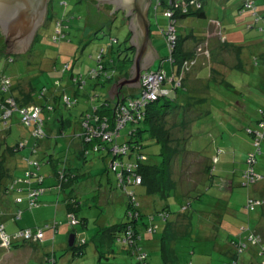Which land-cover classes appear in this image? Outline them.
<instances>
[{"label": "trees", "instance_id": "1", "mask_svg": "<svg viewBox=\"0 0 264 264\" xmlns=\"http://www.w3.org/2000/svg\"><path fill=\"white\" fill-rule=\"evenodd\" d=\"M156 2L155 9L159 6H164L163 16H165L166 13L172 14L171 17H166L169 20V26H172L175 31V46L172 52L169 51V48L167 46V41L165 39V33L167 32V29L165 31H162V35L164 37V40L166 42V47L169 51V57L167 60H169L174 68H172L171 72L172 75L170 76L168 73H165L166 78L165 83H169V86L162 85V90L165 91L162 96H159L157 100L151 101L146 100L142 101L139 110L137 108H132L130 106L133 101L139 102V93L136 90L128 91L122 93L120 96H117L116 98H111L110 96V90L112 87L116 86V84L120 81L122 78H127L129 76V71L126 69L121 68L120 75L117 73V69L115 68L116 64L122 63L123 66H126V68H130L133 56H134V48L130 45V37L131 33L129 32L127 34V37L124 40L123 43H119L115 50H112V44L115 43L117 40L113 39L110 43L112 50L110 52L111 57L106 58V51L105 48L99 49V55L97 60L96 68L91 69L89 73V77L94 81V85H103L105 82H108L110 84V90L105 98V100L101 103L100 106H91L85 109V111L82 112V116L80 118L79 128L75 130L72 134H77L80 137L81 142V149L79 152L78 159H80L83 162L87 161V157L90 154V152H101L104 153V160L107 161V171H109L114 176V184L116 186H120L123 191V202L125 205L124 211H125V218L126 220L123 221V223L114 224L111 226H104L100 227V229L94 234L91 238V241L94 242L96 250L99 253V256L96 258L97 263L100 261L109 260L110 258H116L115 250L113 249V246L115 243H119L120 245V252L127 256L129 260L125 259V262L127 264H150L148 261V254L145 251V243L147 241V236L150 234L157 233L160 224L165 222V226L167 227L162 232L161 237L159 238V248L161 251V259L162 264H193L191 261H184L182 260L174 248L170 247V243H175L180 237L182 238L185 235L189 234V229L192 225L195 223V218L191 212H189V209L191 208V203L189 199V195H185L184 201L187 202V204H184L181 206L178 215L175 218L173 217V214L170 212L168 207H164L161 210L156 209L154 211L147 210L142 213L140 209V203L138 200V197L134 194V192L128 191L130 188L134 187H140L144 186L146 187L147 194H157L160 193L162 196H166L168 194V191L175 190L177 183L173 178V171L171 167H173L174 159L177 158L178 154L182 151L179 149V139L177 136L175 137V133L180 132L181 129H184L186 127V124L189 122V116L187 119L184 118L185 113L189 111L188 113H193L191 115L192 121L191 127L194 128V125L196 122H199L201 113L198 112L199 109L203 106L205 103V98L197 97L194 93H191L194 98V104L192 107H185L182 109L181 106H185L186 104H180L179 103V96H178V88L184 87V84L188 82L189 78L194 75L197 71V68L194 67L195 63H197L195 60H197L196 56L200 55L199 52L202 50H198V45H202L204 47L205 51L210 52L208 49V42L203 43L202 40H198L200 44H194V47L192 50H186V42L190 40L193 37L194 43H196V36L190 34L187 36L180 35L176 30V24L179 20L188 18V17H195V18H204L205 17V11L204 8L209 0H198L196 3H199V6L196 5V3H190V0H154ZM210 1H217V2H226L225 6H227V2L229 0H210ZM51 2V0H50ZM49 2V3H50ZM90 2V3H89ZM256 0H240L238 8L237 6L234 8V10H237V12L241 15L238 18H235V26L232 25H226L228 28H230L232 31L225 32L224 29H222V23L218 21L220 24V28H218L219 32V39H220V47L222 46L220 51H231L232 54H235L237 58L241 54H248L246 53V49L248 48V51H250V44L248 43L250 40L255 38H261L262 35H264V10H258L257 5L255 4ZM84 3L88 4V7L90 10L94 11L95 7L93 5V1L90 0H84ZM49 8V7H48ZM227 9V7H225ZM49 10V9H48ZM67 11H64L66 13ZM96 12V10H95ZM93 12V13H95ZM249 13L250 18L247 20L244 18V14ZM79 16V15H78ZM97 16V14H96ZM55 18V15L50 13V11L47 12L45 23L43 26L47 24L49 20H53ZM98 18V16H97ZM96 19V18H95ZM97 20V19H96ZM100 22V18L98 20ZM217 21H213L212 24L215 26V23ZM58 24H62L60 20H57ZM61 28L64 29V26L62 24ZM57 29V26L55 28V31ZM101 29V27H100ZM236 29V31H235ZM237 29H239L237 31ZM258 32V34L256 32ZM246 31V34L245 32ZM39 32V30H38ZM38 32L34 38L33 43L37 39ZM63 33V31H62ZM249 34V35H248ZM64 33L62 35H53L54 42L61 41L63 38ZM252 36V37H250ZM263 40V39H261ZM1 41H3V44L1 45ZM263 42V41H262ZM118 43V41H117ZM33 45V44H32ZM31 45V47H32ZM219 45V44H218ZM252 46V45H251ZM30 50V49H29ZM102 50V52H101ZM220 53V52H219ZM251 52H249L250 54ZM4 56L6 58V61L8 63H13V58L9 55L7 45L4 42V37L0 33V55ZM196 57V58H195ZM206 64L201 68L200 75L198 76L201 79H204L206 81L205 84L208 83L209 90L213 93L216 92L215 86L217 87H231L233 89V98L228 100L231 101L237 96L240 100L242 97L245 98V96H242L243 89V80L236 81V78H234V81L227 82L223 76H221L220 73H218V70H212L210 68V62H213L214 54L211 56V53L206 55ZM251 65L254 67L259 66L260 61L258 55L254 53H251L250 56ZM118 62V63H116ZM205 63V62H204ZM214 68V67H213ZM206 69V71L204 70ZM58 70L62 75H65L67 78L65 87L61 88L59 90L56 86L59 83V80H55L53 85L50 87H43L39 90L38 97L42 100V103H35L32 96V91L29 86L28 91L24 92L22 85L20 84H13V82L10 80V77L7 76L4 73H0V136H2V139H0V201L6 200V205L3 203H0V219L2 216L8 214L5 210L7 209V206H14V213L12 214V221L17 222L20 220L22 213L31 211L33 209L38 208L41 205V201L38 199L40 197H43V193L46 191V187H43V182L45 180V177L41 175L40 173H36L38 179H42L40 181L41 183H36V187L30 188L27 186H21L18 187L19 184H21L23 179L19 177H13V175L10 173V167H8V161L15 157L16 153L19 152L20 147L23 149L28 150V154L36 155L38 152L37 147L39 146L38 143L40 141L45 140L47 137H49L51 134L46 131V125H48L51 128L52 124L55 123L58 127L55 130L54 137H66L68 135L65 134V130L67 127H69L70 120L68 118H65L64 115L59 111L60 104H63L64 108L67 110L72 109L77 103V95L74 94V98L72 99L68 92L70 90L74 89V86H70V81L72 84L78 85L77 90H81L83 88L85 91L90 90V84L86 83V79L82 74L76 75L75 77L73 75V72H68L70 70V66L68 63L61 65ZM204 70V74L201 73V71ZM236 72L239 70L235 69ZM204 76V77H202ZM221 76V77H219ZM172 79H171V78ZM170 78V80H168ZM174 78V79H173ZM70 80V81H69ZM168 81V82H167ZM186 82V83H185ZM240 82V83H239ZM211 83V87H210ZM68 86V88H67ZM207 86V85H206ZM88 87V89H86ZM240 90H238L239 88ZM23 90V91H22ZM69 90V91H67ZM76 92V91H75ZM226 97V96H221ZM9 100H12L13 105L8 103ZM225 100V98L223 99ZM212 101V100H210ZM211 103V102H210ZM226 105L227 102H225ZM30 107H33L34 109L39 110V115L36 120L31 121L29 125H26L22 120V114L20 113L21 110H27ZM199 108V109H197ZM133 109V110H132ZM178 109V111H177ZM10 111L9 116H7L5 119L3 118L4 115ZM128 112L129 115H132L133 121H129L126 124L122 126L117 131V136H112L109 140H103L101 136H97V134L100 133L102 126L112 124V126L117 127V119L119 116H122L124 112ZM183 111L182 113H180ZM143 114L142 118L138 120L137 114L141 113ZM171 112H176L174 114V117L170 120L169 117L171 116ZM250 116H253V120L248 117V120L244 122L245 118L242 114H240V118L237 116V128L241 132L243 131L246 133L250 140H251V146L254 149L252 152L247 153L246 157V166L247 168H252L254 171V165L256 162V159L258 155L261 153V142L264 140V106L256 108L254 110L250 109L248 110ZM18 115V121L19 124L26 127L30 135L34 138V144L32 147L28 146V140L23 139L22 140H16L13 139L12 141L8 140V136L11 131V119L14 114ZM54 114L52 117L51 115ZM178 115L181 120L178 121ZM242 115V116H241ZM137 116V121L136 120ZM248 116V114H247ZM242 117V119H241ZM85 121H88L89 126L93 127V130L90 132V138L87 139V129L83 128V123ZM204 121L201 120V123ZM206 122V121H205ZM49 123V124H48ZM194 124V125H193ZM181 125V126H180ZM42 129V137H38L37 135L33 134L38 128ZM126 127H130L128 134L126 135V140L123 143H119V137H120V130ZM3 128V129H2ZM179 128V129H178ZM46 129V130H45ZM178 129V130H177ZM209 130V129H208ZM52 131V130H51ZM185 131V129H184ZM8 134L2 135L3 133ZM144 134L147 135L150 139L154 140L157 144H159L160 149H162V152L160 154H163V160L161 163H156L155 161H151L147 154L144 153ZM57 139V138H56ZM197 135L193 134L191 137V140L193 141V144L196 146ZM183 142H185V139L182 138ZM48 143V142H47ZM108 143H110L108 145ZM113 146L117 147H126V154L123 156V153H120L118 156H114L111 154L110 149ZM50 143L48 146V151H50ZM67 152V156L62 159L61 155L58 157V159L54 158V155L56 154V151H53L52 153H48V159L47 161L54 165L53 167V180L57 181L56 184H52L49 187V191H54V188L58 189V191H65L67 190V197L64 199V203H60L58 199L52 204L53 206V216L57 213L58 210H63L66 213L67 217V223H69L72 227L80 224L84 229H87V221L84 218L79 219L77 216V212L80 210L81 207V200L79 193L75 194V187L72 184H68L69 178H67L66 175H68L67 171V163L68 158L70 154L74 156V151L70 150L69 148ZM192 150V149H191ZM47 151V152H48ZM192 152V154L196 155V153L201 157L202 154L198 151ZM186 151L183 150V154ZM188 152V151H187ZM59 153V152H58ZM64 153V152H63ZM98 153V154H99ZM143 156L144 158H141ZM46 158V157H45ZM218 157L215 156L214 159L211 158V163L206 165L204 167L205 175L208 176L211 180V178L214 176L213 174V168L215 167L214 164L217 163ZM26 160V159H23ZM119 161V163H125L124 169L127 164H131L132 166L135 165V169H133L132 174H134L135 177H139L141 182L139 184H136L135 182H131L130 186L126 189H123L124 184L122 183L120 185L118 184L117 175L121 172L120 170H113L112 166L115 162ZM121 161V162H120ZM250 161V162H249ZM57 165V166H56ZM26 167V166H25ZM16 168V167H15ZM27 168V167H26ZM246 169L243 170L241 173V181L240 186L242 187H248L249 181L245 178ZM25 169L22 171L24 172ZM88 175V177H87ZM42 176V177H41ZM81 178H85V180H82L85 184H88L90 177L88 171L82 170ZM94 180V179H93ZM7 181V182H6ZM6 182V183H5ZM9 182V184H8ZM95 182V180H94ZM17 184V185H16ZM27 184H33L32 182H28ZM26 185V184H25ZM82 185V184H80ZM51 188V189H50ZM184 184H181V191H183L184 195ZM176 191V190H175ZM42 195V196H41ZM207 195L205 192H202L200 195H197L195 198L196 200L200 198V196ZM14 196L13 199H11ZM209 197H212V195H208ZM10 197V199H9ZM253 199L258 201L259 203L254 205L253 208L248 204V200ZM42 200V198H41ZM210 201L212 199H209ZM109 199L107 200V204H109ZM263 201L259 198L255 197H247L244 205V209L246 211V217L249 216L250 213L256 212L258 210V207L262 206ZM60 207V208H59ZM189 208V209H188ZM14 215V216H13ZM198 217V216H197ZM128 218V219H127ZM172 218V220H170ZM199 219V218H198ZM55 220V219H54ZM56 222V221H54ZM142 225H139L138 223H141ZM144 222V223H143ZM201 226L202 223L198 222ZM46 224V225H45ZM41 226H17L12 231H8L5 227V224L0 221V226L3 228L4 235L9 239V244L7 246L1 245L2 240L0 236V250H6L9 251L11 249H17L19 247L29 245L32 247V250L36 251L37 248L39 250L42 249V246L46 245L45 239V231L51 230L52 233L51 237L48 239L50 246L47 248V253L44 255V261L45 262H51V264H56V254L57 252H61L64 250H68L72 252L73 257H77L79 255H82L84 253L85 245L88 243V236L87 231H79L75 232L73 230V233L70 235H74V243L72 246L68 245L64 248L65 243L63 241H56L54 238L56 237V233L58 232V224L53 225L52 223H45ZM203 228V226H202ZM41 230V238L37 240H33L30 238L24 239L22 237H18L17 235L19 232H26L29 231L31 236H34L38 231ZM241 232H243V235L246 233V237L244 238V241L242 239V236L236 235V238H230L229 236V243L230 246L233 247L234 251L229 255V257H225L226 259L223 260L222 264H242L240 261L241 256L248 251L249 248L255 247L257 245L251 246V241L249 240V237H251L252 241L257 240L258 238L261 239L260 235L257 233L252 232L248 227H241ZM205 233V232H202ZM190 235V234H189ZM228 237V236H227ZM15 238V239H14ZM241 239V240H240ZM248 243H246V242ZM62 242L63 246L60 245ZM41 246V247H39ZM100 247V248H99ZM103 247L107 248V252L103 249ZM102 248V249H101ZM119 249V248H118ZM117 249V251H118ZM66 250V251H67ZM254 258L257 259L258 264H264V246H260V249L256 254H254ZM103 259V260H102Z\"/></svg>", "mask_w": 264, "mask_h": 264}, {"label": "rangeland", "instance_id": "2", "mask_svg": "<svg viewBox=\"0 0 264 264\" xmlns=\"http://www.w3.org/2000/svg\"><path fill=\"white\" fill-rule=\"evenodd\" d=\"M92 1L94 5L96 1ZM238 1L240 0H233L235 5H237ZM207 2L208 3L204 5V18L188 17L179 20L176 24V30L182 36L192 34L196 36L197 41L201 39L203 43L207 40L208 49L210 50L211 55H213L216 49L220 47L218 45L220 40L213 34L215 28L212 22L219 21L220 23H222V29H224L225 32L228 33V31L232 30L226 25L228 24L235 26L234 19L240 17L241 15L237 12V10L231 12V9L234 8L231 6V2L228 6H225L226 2L223 3L210 0ZM255 4L257 5L258 10H264V0H256ZM48 7V11L55 15V18L53 20H49L45 26H42L39 29L37 39L33 43L32 47L29 48L30 50L24 53L9 54L14 60L13 63H8L6 61V58L1 54L0 73H4L9 76L14 85L16 83L22 85L24 92H27L30 86L34 99L33 101L35 103H42L43 100L38 97L39 90L44 86L51 87L55 80H59V83L56 86L59 90L65 87L67 78L58 70V68L63 64L68 63L70 66V70L68 72H73V75L75 77H77L76 75L78 74H82L86 79V83L90 84L89 91H85L83 88H81V90H77L78 85L72 84V80H69L70 86H74V89L70 91L67 90L69 91L68 94L72 99L74 98V94H76L78 103L70 110L64 108L63 104H60L59 107V111L64 115V117L70 120L71 125L67 127L64 134L68 136H66L65 138L59 136L56 137V139L54 137V129H56L58 126L53 123L51 128L49 127L48 129V125H46L45 127L47 130H45L48 131L51 135L45 140L38 143L39 146L37 147L38 152L36 155L31 156L30 154H28L27 149H22L20 147L19 152H17L15 156L22 160L21 163H18L16 165L17 159L14 157L8 161V167L11 168L10 173L13 176L22 178L26 183V185L19 184L18 187L27 185L30 188L36 187V183L40 184V181H42V179H38L36 174L40 173L45 177L46 181V183L43 184V187H46L45 189H47L45 196H53V198H55V192L51 193L48 191L49 187L52 185L49 184V182L52 181L53 178L54 165L47 162L48 156L44 154V144L46 142L51 144L50 151L45 153L48 154L56 151V154L54 155L55 159H58L60 155L62 159H64V157L67 156V148H72L74 149V151L78 150L77 147L72 145L74 141H76L81 148L80 137L77 134L73 135L72 133L79 128L82 112L85 111V109L88 107L100 106L107 97L111 87L108 82H105L103 85L93 86L94 81L89 77L90 70L96 68L99 49L101 47L105 48L106 58L111 57L110 52L112 50H115L116 46L119 43H123L124 45V40L127 37V34L130 32V29L128 27L129 23L127 22V17L124 18L122 13H117V15L114 11L113 13H111V15H114L112 22L100 26L101 20L100 22L97 21L98 18L96 16L95 10H90L88 4L84 3V0H51V2L48 4ZM94 7L96 9L95 5ZM155 7L156 2L153 1L149 10L148 19L150 22L151 42L153 43L154 48L158 51L159 56L151 66L150 70H161L171 76V70L174 67L172 66L171 62L167 60L169 57V51L166 47V42L162 35V31H165L168 28L169 20L162 14L164 11V6H159L158 9H155ZM225 7H227L228 10L225 9ZM64 11L67 12L64 13ZM244 18L248 20L250 18V14H244ZM57 20H60L62 22L64 29L61 28L62 24L57 23ZM56 26L57 29L55 31ZM238 30L239 29H237V31ZM62 31L64 33V36L61 41L54 42L53 35H62ZM244 32L246 34V31ZM254 32H256V30ZM256 33L258 34V32ZM209 35L213 37L208 38ZM261 38L264 42V35H262ZM113 39H116L118 43L117 41L113 43V48L112 50H110V43ZM2 44L3 41H1V45ZM194 44L195 43L193 37L186 42V45L190 46L189 50L193 49L192 46L194 47ZM198 50L202 51L199 52ZM197 51L200 54L205 52L202 45H198ZM222 51H220V54L222 53L225 55L222 58L221 63L225 64L229 63V61L230 63H232V58H228L227 56L228 53H231V51ZM246 53L249 54L248 48L246 49ZM256 55H259V52H257ZM211 65L214 64L211 63ZM115 68L117 69L118 75H120L121 68L126 69L130 73V68L127 69L126 66L122 65V63L116 64ZM204 70L206 71V69ZM204 70H202L201 73H203ZM170 78L168 80H170ZM191 78L192 88L200 90V85H203L202 83H200V81L203 82V79H193L195 78L193 77V75L191 76ZM234 78H236V81L241 80V78L238 77L237 72L231 70L225 80L227 82H231L230 80ZM119 82L116 84V86H114V88L112 87V89L110 90V93L113 94L112 98L120 96L124 92L136 90L128 88L125 85L118 87ZM164 86H169V83H165L163 87ZM214 88L216 92H212V95H216L213 96L214 98H209V100L213 101L203 107V109H207L209 106L212 108L211 110H209L211 113L205 116V118H207L204 119L206 122L204 121L203 123H201L200 119L199 122H196L195 125L193 124L194 128H190V121H192L191 115L195 112L197 113V111L188 113L190 111L189 110L184 115L185 119H187L189 116V122L184 128L185 131L184 129H181L180 132L175 133V137L180 136L179 149L182 151L178 154L177 158L174 159L175 161L171 169L174 173L173 178L179 187V191H181V184H184L187 188L183 189L187 190L188 188H194L196 184H201L204 179L206 181L204 167H206L208 161L209 164L211 163V158H213L214 156H218V161L216 164H214L215 167L212 169V172L215 177H220V175L222 176V174H224L227 169H232V167L236 168L237 170L246 169L247 166L245 161L247 153L254 151L251 146V140L249 136L243 131L240 132L238 130L237 125L235 124L236 115L235 118L231 120V114L227 110L228 107L225 103L226 101L221 98V96L232 97L233 89L226 86L223 87V90L221 86L218 87V89H216V86ZM86 89H88V87H86ZM238 90H240V88ZM136 91H138V89ZM240 91H243V89H241ZM178 96L180 98L179 103L181 105L186 104L185 102H187V104L185 106H181L180 109L183 110V108L185 107L193 106L194 98H192L193 95L189 91L187 85L178 88ZM182 112L183 111H181L180 113ZM198 112H200V109ZM175 113L171 112V116L169 117L170 120L174 117ZM51 116L53 117L54 114H52ZM179 120L181 119L178 115V121ZM11 122L12 125L9 136L8 134H6V132L2 135L8 136L9 141H12L13 139L19 141L22 140V138L26 139L28 140V146L32 147V145L34 144V138L30 135V132L26 127L19 124L18 115L16 113L12 116ZM212 127H214L213 131H211ZM130 129V127H126L120 130L121 134L118 140L119 143L125 142L126 135L128 134ZM193 134L197 135L195 143L199 142L200 145L203 146L202 148H198L199 150H196L195 152L198 151L204 158H201L197 153L196 155H194L192 154V152H190L197 149L193 144V141L191 140ZM144 137V153L148 155L151 161L161 163L163 160V154H160V152H162V149H160L159 144L147 137V135L145 134ZM182 138L185 139V142H183ZM0 139H2V136H0ZM109 144L110 143H108V145ZM260 145L261 153L257 158L258 165H254V175L259 176L262 179L264 176V174L262 173V170L264 168V140ZM217 146L222 149L220 153H218L216 150ZM183 150L186 151L184 154L182 153ZM98 153L99 152H90L86 162H83L78 158L74 159L78 164L79 169H82L86 172L88 171L89 177L91 179L90 184H82L86 188L81 191L80 200L82 204L80 210L77 212V216L79 217V219H86L87 229H84L80 224L72 227L69 223H67L66 213L63 210H58L55 216H53V211H45L46 216L50 218L52 227L54 223L55 225L58 224V232L56 233V237L57 241H63L65 243L64 248L67 246L69 235L73 233V230L75 232H79L82 230L88 232V236H85L86 238L88 237V243L87 245H85L84 253L77 257H73L72 252L68 251L67 249V251L64 250L61 252H57L56 264H127L125 262V259L129 260L127 256L123 255L120 252V244L115 243L113 249L115 250L114 257L116 258H110L109 260L102 259L103 261H99L98 263L96 261L99 253L96 250V247L94 245L95 243L91 241L92 236L96 234L100 227L123 223V221L126 220L124 211V207L126 204H124L123 202V191L120 186H116V184H114V176L109 171H107V161L103 158L104 153ZM222 154L226 156L225 161L223 158H221ZM69 157L71 158L73 157V155L70 154ZM33 161H37V165L31 164ZM15 165L16 168L14 167ZM25 166L27 168L24 172H22ZM21 168L22 171H20ZM92 178L96 179L101 184H96ZM108 179H110V184L108 183ZM84 180L86 181L85 178ZM28 182H32L33 184H27ZM235 189L240 190L242 188L239 187ZM128 191L134 192V194L138 197L142 213L145 211V209H151V211H154L156 209L161 210L164 207H168L170 212L173 214L172 218H175L180 215V213L178 212L181 206L187 204V202L184 201V197L180 194H176L175 190H171L170 192L168 191V194H166V196H162L160 193L147 194L146 187L144 186L130 188ZM108 192H111L112 194L111 198H108L110 200L109 204H107V197L103 198V196ZM208 195L209 194L201 196L197 200L189 199L191 203V208H188L189 212H191L196 219L194 225H192L189 229L190 235H185L182 238L180 237L175 243H170V247L174 248V250L182 260L191 261L193 264H208L209 262H211V264H222L223 260L226 259L224 256H221V254L214 251L215 244L213 242V236L215 235V233L207 228H202V226L198 223H202V216L204 212L206 214L212 213L209 210H206L208 199H212ZM238 196L239 195L237 193L233 194L231 198V206L229 207L232 208L236 206V210H239V208H241L238 202ZM11 197V199L14 198V196ZM41 198L42 197L38 199L41 201ZM49 201H51V199H49ZM223 214L225 215V219L222 223V233H234L233 235L238 236L243 235V232L240 231L241 227L250 226L252 229H254L257 227L260 219L258 218V212L250 213V217L248 218L244 215H241L237 217L238 220H231L230 218H228L226 209ZM172 218L170 220H172ZM244 222L249 223L244 224ZM33 223L34 220L30 218L28 224L25 222V220H23L21 222V225L26 227V225H33ZM138 224L142 225V222ZM165 224V222L160 224L157 233L147 236L145 251L149 256L148 261L150 264H162L161 251L159 248V238L161 237L164 229L167 228L164 227ZM202 231H206V236L209 238L202 239ZM45 232L52 233L51 230H46ZM261 243L264 244V240L262 238L259 244ZM255 247H257L258 250L260 249V246ZM103 249L105 250V252H107L106 247H103ZM44 260V253L40 252L39 248H37L36 251L32 250V247H30L29 245H25L23 246V248L19 247L17 249H11L9 251L0 250V264H51L50 261L45 262Z\"/></svg>", "mask_w": 264, "mask_h": 264}, {"label": "crops", "instance_id": "3", "mask_svg": "<svg viewBox=\"0 0 264 264\" xmlns=\"http://www.w3.org/2000/svg\"><path fill=\"white\" fill-rule=\"evenodd\" d=\"M231 2V6L232 7H236L238 8L239 5V1L237 2V5H235V3L233 2V0H229L227 3V6L229 5V3ZM234 8L231 9V12H234ZM228 10V8H227ZM221 24V23H220ZM220 24L218 23V21L215 23V31H214V36L219 38V32H218V28H220ZM222 25V24H221ZM151 32V31H150ZM218 36H217V34ZM213 37V36H208V38ZM252 37V36H250ZM151 39V37H150ZM262 38H255L252 39V41L250 40L248 43L250 44V51L251 53L257 54V52H259V61H260V65L254 67L253 65H251V61H250V54H241L239 56V58H237V56L235 54L228 53V58H232V63H221L222 58L224 57L225 54H220V50L221 47H218L216 49V51L214 52V57H213V62H210V68L213 70H218V73L221 74V76H223L224 78H227V75L229 72H231V70L237 69L239 70L237 72L238 77H240L243 80V91H242V99L240 100L237 96H239L240 94H238L235 98L231 101H228L230 99L233 98L232 97H224L225 101L227 102V110L228 112H230L231 114V120H233L235 118V124H238L237 122V116L240 118V114L243 115V117L245 118L244 122H246L248 120V117H250L251 120H253V116H250L248 110L249 108L254 110L256 108L262 107L264 106V42H262L263 40H261ZM220 40V39H219ZM208 41L206 40L205 43H207ZM198 45L199 42L196 40L195 45ZM153 45V43H152ZM252 45V46H251ZM219 46H220V41H219ZM188 47V48H187ZM186 50L190 49V46L186 45ZM193 48V46H192ZM201 49V47H200ZM158 52V51H157ZM210 54V52L205 51L204 53L196 56L195 58L197 60H195L197 63L194 62L195 66L197 68L196 73L193 75V79H197L200 80L201 78H199L198 76L200 75V70L202 67L200 66H204V64H206V57L204 55H208ZM159 56V55H158ZM212 56V55H211ZM200 57V58H199ZM199 58V59H198ZM203 61V62H202ZM228 61V60H227ZM201 64H200V63ZM205 62V63H204ZM214 64V65H211ZM207 65V64H206ZM208 66V65H207ZM214 67V68H213ZM219 76V77H221ZM237 77V76H235ZM172 79V78H171ZM174 79V78H173ZM191 77L189 78L188 82L186 83L189 91L191 93H194L197 97H201V98H205V103L203 104V106L200 108V119L205 121L204 119L205 116L207 114H210L211 112L209 110H211L212 108L209 106L207 109H203V107L212 102L209 100V98H214L213 96H215L216 94L212 95V92L209 90L208 87V83L205 84V80L203 79V82L200 81V83H202L203 85L201 87L200 90H197L195 88H192L191 86ZM207 81V80H206ZM231 83L234 81V79L230 80ZM185 85V84H184ZM207 85V86H206ZM218 96V95H217ZM115 98V97H114ZM222 99H224L223 97H221ZM221 99V101H222ZM248 114V116H247ZM241 115V116H242ZM242 119V117H241ZM213 131L214 127L211 128ZM208 134V133H207ZM210 135V134H209ZM72 145H74L75 147L78 148V150L74 151V149L70 148V150L74 151V156L71 158H68V163H67V173L68 175L67 178H69V182L68 184H72L75 187V191L74 193L77 194L79 193V195H81V191L83 189H85L86 187L80 184H85L82 180H84V177L81 178V174H82V169H79L78 164L75 162L74 159L78 158V156L80 155V147L79 144L74 141L72 143ZM195 145V144H194ZM48 146L49 143H45L44 147H45V151L44 154L47 156V151H48ZM51 146V144H50ZM203 146L200 145V143H196V150H199L198 148H202ZM216 150L218 153L221 152V148H219L218 146L216 147ZM46 152V153H45ZM215 157V156H214ZM213 157V158H214ZM218 157V156H217ZM17 159L16 165L18 163H21V159L17 158L16 156L14 157ZM221 158L224 159V161L226 160V156L225 155H221ZM220 158V159H221ZM258 158V157H257ZM218 159V158H217ZM48 162V161H47ZM256 164L258 165V160L256 159L255 162V166ZM16 165L14 167H16ZM24 169L26 170V167H24ZM20 171H22V168L20 169ZM243 172L242 170H237L236 168L232 167V169H227V171L222 174V176L220 175V177H215V175L211 178L206 176V181L204 179V181H202L201 184H196L194 188H188L187 190H184V195H183V191H179V187L178 185L176 186V194H180L181 196H187L189 195V197L191 199L196 200V196L200 195L202 192H205L206 194H210L212 195V200L210 201L208 199L207 204H206V210H209L212 213H208L206 214L204 212L203 214V221H202V226L203 228H207L210 231H213L215 233V235L213 236V242H214V251L221 254V256L224 257H229V255L231 253H233L234 249L232 246H230L229 243V239L235 237L236 235H233L234 233H222V223L224 222L225 219V215L223 214V212L226 209L228 218H230L231 220H238L237 217L246 214V211L244 209V205H245V201L247 199V197L251 196V197H257L259 199H261L263 201L262 206L258 207V210H256V212H258V218L259 219V223L257 225L256 228L252 229L250 226L249 229L254 232L257 233L258 235H260V237L264 240V176L262 179L259 180V182H250L248 187H242L240 186V181H241V173ZM262 173L264 174V168L262 170ZM16 177V176H13ZM44 177V176H43ZM54 178H52V181L49 182V184H56L57 181L53 180ZM93 179V178H92ZM95 183L96 184H101L99 183L96 179ZM108 183L110 184V179H108ZM23 181V180H22ZM91 179L89 180L90 184ZM46 181L44 180L43 184H45ZM9 184V182H8ZM21 184H26L25 182H22ZM93 184V183H92ZM242 188L240 190H236L235 188ZM187 187L184 185V189H186ZM47 191V189H46ZM43 194L42 200H41V205L36 208L33 209L31 211H27V212H23L22 216L20 218V220H18L17 222H13L11 217L12 214L14 213V206H7V209L5 210L8 214L4 215L1 217L0 221L3 222L5 224V227L8 231H12L15 228H17V226H21V222L23 220H25V222L28 224L29 219H33L34 223L33 225H26L27 226H41L45 223H50V218L46 216L45 211H52L53 210V206L52 204L56 201V199H58L60 201V203H64V199L67 197L66 195L67 190L65 191H58V189H56V187L54 188V191H49V192H55V198H53V196H45V193ZM179 192V193H178ZM234 193H237L238 196V202L241 208H239V210H236L235 207H229L231 206V198L233 196ZM49 195H53V194H49ZM111 192H108L107 194H105L103 196V198L107 197L111 198ZM201 197V196H200ZM1 199V198H0ZM49 199H51V201H49ZM6 200H2L0 201V203H3L4 205L8 204L6 203ZM55 200V201H54ZM224 207V208H223ZM15 214V213H14ZM14 216V215H13ZM250 217V214L249 216ZM247 217V218H248ZM200 220V219H199ZM249 222H244V224H248ZM205 232V233H202ZM202 239L205 238H209L206 236V231H202ZM225 232V231H224ZM51 233V232H50ZM49 232L45 233V239L46 240V245L42 246V249L40 250V252L44 253V255L47 253V248L50 246V242H49V238L51 237V234ZM48 234V235H46ZM219 234V235H218ZM221 235V237H220ZM228 236V237H227ZM230 236V238H229ZM246 237V233L242 236V239L244 241V238ZM57 241V237L54 238ZM246 242V241H245ZM60 245L63 246L62 242L60 243ZM145 245V244H144ZM41 247V246H39ZM256 252H258V248L257 247H251L248 249V251L246 253H244L241 256V262L242 264H258V261L256 258H254V254H256ZM208 264H211V262H209Z\"/></svg>", "mask_w": 264, "mask_h": 264}, {"label": "water", "instance_id": "4", "mask_svg": "<svg viewBox=\"0 0 264 264\" xmlns=\"http://www.w3.org/2000/svg\"><path fill=\"white\" fill-rule=\"evenodd\" d=\"M100 5L112 6L113 11H127L131 33L130 45L134 48L133 61L127 78L119 86L140 88L143 72L149 71L158 59V52L150 39L149 10L153 0H95ZM50 0H0V32L9 53H24L33 44L38 30L44 25ZM113 13V12H111ZM114 93V92H113ZM110 93V96L112 98ZM75 236L69 235L72 246Z\"/></svg>", "mask_w": 264, "mask_h": 264}, {"label": "built area", "instance_id": "5", "mask_svg": "<svg viewBox=\"0 0 264 264\" xmlns=\"http://www.w3.org/2000/svg\"><path fill=\"white\" fill-rule=\"evenodd\" d=\"M198 0H190V3H196ZM197 6H199V3H196ZM172 14L170 13H166L165 16L166 17H171ZM165 39L167 41V46L169 48V51L172 52L175 46V31L174 28L172 26H169L167 29V32L165 33ZM102 52V50H101ZM165 78L166 75L163 71L161 70H149L146 72H143L141 74V79H140V88L138 90L139 93V102L133 101V103L130 104V106L132 108H137V110H139V107L142 103V101H146V100H151V101H155L158 99L159 96H162L164 93H166L165 91L162 90V85L165 82ZM12 100H9L8 103H10L11 105H13ZM141 102V103H140ZM133 110V109H132ZM20 113L22 114V120L26 125H29L31 121H34L37 119L38 115H39V110L38 109H34L33 107H30L27 110H21ZM10 111H8L5 115H4V119L9 116ZM138 116V120L140 118H142L143 114L142 112L137 114ZM137 116H136V120L137 121ZM129 121H133V117L132 115H129V113L126 111L122 114V116H119V118L117 119V127L116 126H112V124L108 125L106 124L105 126H102V129L100 131L99 134H97V136H101L102 141L103 140H109L110 138L114 135L117 136V131L122 128V126L124 124H126ZM83 128L87 129V139L90 138V132L93 130V127L89 126L88 121H85L83 123ZM34 135H37L38 137H42V129L39 127L34 133ZM110 152L112 155L114 156H118L120 153H123L122 155L125 156L126 154V147L122 146V147H117V146H113L110 149ZM141 158H144L143 156H141ZM121 162V161H120ZM250 162V161H249ZM31 164L37 165V161H33ZM125 163H119V161L115 162L112 166L113 170H117V171H121L118 175H117V180H118V184H124L123 189L128 188L131 184V182H135L136 184H139L141 182L139 177H135L134 174H132V171L134 168L135 169V165H131V164H127L125 169L124 166ZM251 176H256L254 175V171L252 168H247L246 170V174H245V178L247 179V181H249L248 183L252 182L250 180H248ZM261 178V177H260ZM24 181V180H23ZM259 202L253 199H249L248 200V204L251 206V208H253L254 205L258 204ZM42 231L39 230L38 233H36L34 236H31L29 231L26 232H19V234L17 235L18 237H22L24 239H28L30 240V238H32L33 240H37L39 238H41V233ZM0 236H1V240L2 243L1 245L3 246H7L9 243V239L4 235L3 233V228L2 226H0ZM252 237V236H251ZM251 237H249V240L251 241V245H257V246H264V244H259L261 242V239L258 238L257 240L252 241ZM15 239V238H14Z\"/></svg>", "mask_w": 264, "mask_h": 264}, {"label": "flooded vegetation", "instance_id": "6", "mask_svg": "<svg viewBox=\"0 0 264 264\" xmlns=\"http://www.w3.org/2000/svg\"><path fill=\"white\" fill-rule=\"evenodd\" d=\"M90 1H92V0H90ZM94 5L96 6V9H95L96 10V14H97L98 18H100V20H101V25L100 26H102L104 24H108L109 22H112V19H113V16H114L113 14L111 15V12H113V9H114L112 6H110V7H106V5L98 6L97 2ZM114 12L116 14L117 13L118 14L122 13L121 11H118V12L114 11ZM122 15L124 16V18L127 17L128 16L127 11H124L122 13ZM126 19H127V22H128L129 18L127 17Z\"/></svg>", "mask_w": 264, "mask_h": 264}, {"label": "bare ground", "instance_id": "7", "mask_svg": "<svg viewBox=\"0 0 264 264\" xmlns=\"http://www.w3.org/2000/svg\"><path fill=\"white\" fill-rule=\"evenodd\" d=\"M153 1H154V0H153ZM153 1H152V3H153ZM115 98H116V97H115ZM177 138L179 139L180 136H177ZM260 179H261V178H260L259 176H251L248 180H250V181L256 183V182H259Z\"/></svg>", "mask_w": 264, "mask_h": 264}]
</instances>
